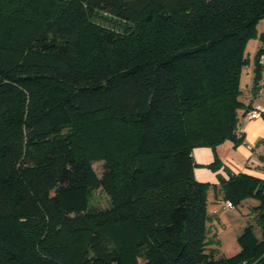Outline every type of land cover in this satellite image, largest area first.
<instances>
[{"label": "trees", "instance_id": "16d2710c", "mask_svg": "<svg viewBox=\"0 0 264 264\" xmlns=\"http://www.w3.org/2000/svg\"><path fill=\"white\" fill-rule=\"evenodd\" d=\"M259 22L264 0H0V264H264V179L200 181L192 154L243 142ZM210 193L256 200L230 256Z\"/></svg>", "mask_w": 264, "mask_h": 264}, {"label": "crops", "instance_id": "0c3cea01", "mask_svg": "<svg viewBox=\"0 0 264 264\" xmlns=\"http://www.w3.org/2000/svg\"><path fill=\"white\" fill-rule=\"evenodd\" d=\"M249 46H251L252 55L250 62L244 67L241 82V100L246 111L242 114L238 125V132L242 133L244 137L243 142L234 145L233 142L227 140L217 145L215 150L210 147L194 148L193 158L200 164L194 169V174L200 181L218 183V175L227 178L229 172L235 174L241 172L264 179V116L248 117V112L252 109L258 106L264 107V71H262L261 79L254 86L253 55L259 46L258 39L249 40L247 48ZM215 157L220 161V166L217 169L205 166L211 163ZM210 201L208 209H218L221 195L218 194L214 197L210 193ZM224 209L229 211L233 208ZM231 215L236 216L235 214Z\"/></svg>", "mask_w": 264, "mask_h": 264}, {"label": "rangeland", "instance_id": "374dc122", "mask_svg": "<svg viewBox=\"0 0 264 264\" xmlns=\"http://www.w3.org/2000/svg\"><path fill=\"white\" fill-rule=\"evenodd\" d=\"M258 29L264 28V23L259 22ZM248 56L252 55L251 46L247 48ZM92 168L95 173L100 176L102 172V162L93 161ZM88 198L86 201L87 207H106L109 204L108 194L100 187L91 188L88 191ZM224 201V200H223ZM222 199L219 201L218 209L210 208L211 221L209 223V235L213 236L215 240L219 239L220 244L213 243L211 247L216 249V254L225 253L227 256L232 255L239 249L236 242V235H238L244 226L248 223H253V210L249 203H255L256 200L248 198L244 200L238 207H234L229 211L222 208ZM249 204V205H248ZM235 214L236 216L233 217ZM236 217V219H235Z\"/></svg>", "mask_w": 264, "mask_h": 264}, {"label": "built area", "instance_id": "2783aa9c", "mask_svg": "<svg viewBox=\"0 0 264 264\" xmlns=\"http://www.w3.org/2000/svg\"><path fill=\"white\" fill-rule=\"evenodd\" d=\"M260 62L264 64V56L261 57ZM262 113H264V107L258 106L248 112V117L255 118V117L260 116ZM221 206L222 208H234L235 207L233 203L229 200H224Z\"/></svg>", "mask_w": 264, "mask_h": 264}]
</instances>
